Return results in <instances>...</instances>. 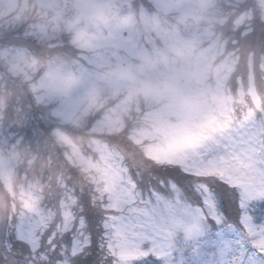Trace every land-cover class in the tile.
Instances as JSON below:
<instances>
[{
	"label": "rangeland",
	"instance_id": "obj_1",
	"mask_svg": "<svg viewBox=\"0 0 264 264\" xmlns=\"http://www.w3.org/2000/svg\"><path fill=\"white\" fill-rule=\"evenodd\" d=\"M74 1L0 0V18L14 13L18 22L25 16L26 7L32 5L37 20L29 26L28 33L39 39L37 56L44 60L20 48L11 60L7 59L10 51L2 55L14 77L22 76L24 82H30L36 105L49 106L64 127L81 130L91 114L100 113L90 128L98 159L93 157L95 151L89 156L79 151L71 135L64 131L51 129L46 136L40 135L48 140L55 133L66 147L68 161L81 165L93 186L109 175L110 161L124 160L121 152L109 149L102 140L112 143L128 131L131 139L135 136V144L151 156L163 158L167 154L164 146L174 144L180 133L216 113L228 111L227 105L233 100L229 81L237 66L231 62L234 52L227 50V40L219 44L221 34L213 35V22H225V16L217 10L220 1L239 6L246 0H143L146 5L140 11L135 8L136 0H112L111 8L105 7L102 0H78L75 3L81 9L77 10ZM255 3L264 22V0ZM87 10H95V17L84 16ZM253 15L250 10L245 12L234 21L235 26L249 24ZM59 29L71 36L68 47L73 48V57L66 58L61 53L59 61L47 60L53 57L52 47L57 43L48 42L47 48L43 43L51 39V31ZM247 31L250 30L243 33ZM231 37L239 45L240 55L254 56L240 49L246 35ZM255 43L259 49L264 47L263 40ZM261 58L264 70V53ZM251 79L254 78L248 76L245 80L253 89ZM5 85L0 83V124L4 121ZM239 95L243 96L242 90ZM142 111L143 119L131 130ZM34 133L37 135V128ZM13 159L0 147V222L41 218L52 213L53 206H75L72 194L79 191L78 185H73L74 191L70 189L69 194L64 190L65 196L57 205V183L15 188ZM10 192L15 199L7 195Z\"/></svg>",
	"mask_w": 264,
	"mask_h": 264
},
{
	"label": "snow or ice",
	"instance_id": "obj_2",
	"mask_svg": "<svg viewBox=\"0 0 264 264\" xmlns=\"http://www.w3.org/2000/svg\"><path fill=\"white\" fill-rule=\"evenodd\" d=\"M163 150L110 161L71 208L0 222V264H264V105L216 113Z\"/></svg>",
	"mask_w": 264,
	"mask_h": 264
},
{
	"label": "trees",
	"instance_id": "obj_3",
	"mask_svg": "<svg viewBox=\"0 0 264 264\" xmlns=\"http://www.w3.org/2000/svg\"><path fill=\"white\" fill-rule=\"evenodd\" d=\"M76 1H74V3ZM102 1L105 3V7L108 6L111 8L112 0ZM128 2L131 3V0H128ZM133 2L137 11L142 9L141 6L144 7L146 5L143 0H136ZM221 3L220 1L217 10L219 12L218 14L225 16V22H213L215 31L213 35L217 34L218 36L221 34L222 39L218 38L219 44H221L223 40H227V50L234 52V60L231 62L235 63V67L237 66L235 69L236 72L232 76L233 78L229 81V92H231L233 100L229 101L230 104L227 105L228 111L232 109L239 111L249 106L264 105V70L262 68L261 58L263 57L264 47L259 49L258 44L255 43L259 41V39L255 37V32L261 27H264V22H261V18L259 17V8L255 0H246V2L239 6L233 5L232 3ZM74 5L76 7L75 10L81 9L76 3ZM31 6L30 4L26 7L24 11L25 16L22 17L23 19L20 17V22L17 20L18 17L15 19L14 13L6 14L4 17L0 18V83L6 82L4 86L5 91L3 93L6 96L3 109L4 121L2 120L0 124V129L3 133V135L0 136V147L4 148L6 156H12L14 158L12 163L15 162V165L12 167V172L15 178V188L21 187V185L29 186L32 184L45 187L48 183L52 185L57 183L56 185H58L60 189L56 197L57 205L65 196L63 193L64 190H67L68 194L70 189H72V192L74 191L73 185H78L77 188L79 191L93 188L95 185L93 186L92 181H89V177L87 176L89 173L81 165H72L71 162L68 161L65 151L66 147L58 140L55 133L54 136L49 137L48 140L42 138L40 135L46 136L47 133H50L47 131L51 129L52 132L54 130L64 131L71 135L79 151H82L87 156L95 151L93 157L98 159L99 155L93 147L94 140L90 128L92 122L95 123L98 121L100 113L91 114V116L86 119L85 127L81 130H77L76 128L72 129L70 126L64 127L65 125L63 126V124L57 120V117H53V112L50 110L49 106L44 107L40 104L38 106L36 105L33 99L30 82H24L22 76L14 77L13 73H11L2 52L10 51L9 57L7 58L9 60L13 59L15 51H18L19 48L31 56L32 54L37 56V47L40 45L39 39L33 38V33H28L29 26H32V23L37 20V18L34 20L36 13ZM249 10L254 13L249 24L247 22L236 27L234 21H237L238 17H241ZM70 11H72V9H70ZM78 14L80 16L89 15L95 17V10H87L83 15L80 13ZM248 20L249 18L246 21ZM247 29L250 31L243 33L244 30ZM49 34V38L51 39L43 43V48L46 47V43L51 41V44H57L52 47L53 57L47 60L59 61L58 57L61 53H64V57L66 58H72L74 54L73 48L70 49V47H68L71 36L63 29L51 31ZM233 35H236L237 39L241 38L243 35L247 36L240 49H243V52L254 53L253 57L249 58L247 54H239V45L232 39L231 36ZM62 42H64L63 45L59 44ZM206 43L209 44L210 42L207 41ZM37 57L42 61L43 58ZM248 61L250 62L249 68H247ZM248 76L254 78L251 79V86L253 89L250 87V82L246 83L245 79H248ZM252 81L254 86L252 85ZM240 90L243 92L242 97L239 95ZM0 91H2V88H0ZM51 108L53 109V107ZM144 113L145 112L142 111L139 118L134 119L136 122L131 126V130L134 126L140 124L139 121L143 119ZM37 117L40 118L38 119ZM91 117H94V119ZM36 128L38 131L37 135L34 133ZM134 135H136V133ZM130 136L128 131H123L119 140L115 138V141L112 143H108L106 140H102L101 142L109 147V149L111 148L121 152L124 160L132 164L142 153L145 155L150 154L146 152L144 147L135 144L137 143L135 136H133L132 139ZM63 183L65 184L64 187H62ZM81 184L83 185V189ZM84 184H86V186ZM7 195L15 199L11 192ZM72 196H74V192Z\"/></svg>",
	"mask_w": 264,
	"mask_h": 264
}]
</instances>
